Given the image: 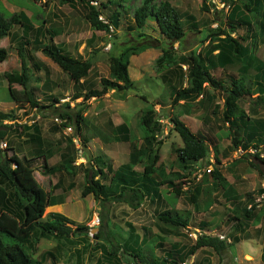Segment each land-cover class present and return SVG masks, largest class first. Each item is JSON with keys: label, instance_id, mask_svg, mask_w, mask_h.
Returning a JSON list of instances; mask_svg holds the SVG:
<instances>
[{"label": "trees", "instance_id": "obj_1", "mask_svg": "<svg viewBox=\"0 0 264 264\" xmlns=\"http://www.w3.org/2000/svg\"><path fill=\"white\" fill-rule=\"evenodd\" d=\"M64 1L70 3L73 0ZM79 1L83 3L85 22H88L93 30L103 31L111 36L109 26L99 20L98 17L101 14L100 8L105 9L107 5L100 2L96 6H89L93 0ZM106 1L108 4L112 3L111 0ZM156 1L142 0L140 5L135 8L132 23L125 27V39L122 41L120 50H117L118 54L109 58V78L100 79L101 89L89 88L88 90L78 91L81 88L80 81L88 76L91 69L90 61L81 60L78 57L74 58L64 53L52 43V39H49L51 43L45 45L37 42V49H40L44 56L50 58L74 83L75 93H77L74 99L82 96L84 101L92 98H102L108 90L123 92L131 89L133 83L128 75L129 57L140 55L146 50H158L160 56L154 62L157 72L161 71L162 75H165L169 71H175L179 81L176 86L167 83L171 90V103L173 106L180 104V102L186 104L190 101L195 102L200 97L204 102L199 105L203 106L207 102L210 106V115L215 116L219 113V107L214 103L215 97L213 93H210V90L213 92L218 91V93L224 95V110L220 114L221 122L228 124L227 130L232 135V146L227 150L231 153V150L236 148H240L245 152L249 148L254 150L264 148V119L256 116L259 109L264 112L263 65L259 63L261 66L258 67V77H256L255 83L244 87L242 79L247 74L246 66L250 65V60L253 59L258 38L264 37V0H240V6L232 3L231 11L227 15V29L225 27L222 29L221 25L218 24L215 29L208 28L199 31L204 35L203 39H209L208 44L204 47L203 52L202 50L199 52L190 51L187 56L175 55L174 51L176 50L173 46L175 44L180 45L185 39L186 30L184 28L188 22L184 20V17L190 16L192 19L188 23L191 31L198 30V21L189 13L184 12L182 15L167 0L158 3ZM225 1L219 0L222 4ZM201 10L208 11L205 3L202 5ZM122 13H125L124 8H122ZM248 15L252 17L251 22L247 19ZM119 16H121L119 13H113L108 19V23L112 25L113 29L120 27ZM22 21L16 15L6 19L0 13V41L9 36L12 26L17 24L23 26L25 21ZM244 26L247 28L244 37L234 38L231 36L232 33ZM249 40L252 41L251 45L248 42ZM20 46L16 48V51L21 59V72L12 75L7 71L3 76L8 82L9 99L17 106H23L26 103L31 107H38L39 103L35 99L34 91L28 88L29 75L23 56L24 47ZM8 56V50L0 47V64H4ZM238 63L241 64L240 72L243 77H238L235 80L231 78L228 85L212 75V71L216 69L225 70ZM183 66L186 67V71H183ZM184 80L187 81L188 85L179 87ZM16 85L21 87V91H16L14 88ZM252 90L258 93L254 100H251ZM244 99L249 100L250 106L249 111L246 113L239 108L238 104ZM201 100L195 102V104L201 102ZM53 102L58 103L59 100L54 99ZM83 110L79 108L78 111L72 112V108L67 103L65 109H60L56 115L64 119L67 124L74 123L79 132L81 124L84 122ZM16 120L13 110L11 113L0 112V143L6 139L9 133L7 130H10L14 124L4 125L3 122H15ZM161 120L163 119L158 117L152 107L145 110L140 117V125L144 128L145 133L143 135L144 145L142 144L139 147L136 144H131L128 163L121 165L115 171L111 170L110 164L108 162L105 164L100 156L95 157L93 162L95 169L88 170L92 173L86 172L84 176L85 184L80 191L83 198L92 195L95 201L101 203L102 207L104 203L126 204L133 210H137L146 203L155 206V224L159 225V232L162 235L169 236L180 234L179 227L185 229L189 225V221L181 219L177 212H171L165 206H169L168 201L173 197L180 196L185 185H191L189 180L188 183L186 182L188 179L186 175L190 176L191 172L196 170L197 167L200 169L201 164L206 165L209 163L210 150L207 140L202 137V134H194L177 117H168L172 130L179 136L182 143L181 147L173 148V153L176 155V160L182 170L186 173L182 175L170 173L165 177H160L158 172L162 167L158 164L159 148L154 146L160 142L157 140L156 135L162 130ZM207 121L209 122L210 119L207 118ZM126 130L125 141L127 142L130 134L127 128ZM261 150L259 149L258 153L253 156L264 164V159L259 158ZM214 159L219 164L217 157H214ZM39 163L42 165L43 173L47 176L55 175L60 170L73 174L75 169L72 165L73 160L66 159L65 163L63 162L57 167H49L45 156L36 158L18 157L13 148L0 149V264H43L42 259L33 256L34 252L37 245L42 243L47 245L51 240L55 242V246L45 253L43 259L49 258L51 264H58V257L61 248H63L62 242L66 243L70 237L86 234L89 231L88 227L76 225L75 222L61 214L49 213L44 215L48 203L47 193L34 177L35 168ZM252 165L250 163V166ZM137 167H142V171H136L135 168ZM205 177H210V181L215 186H220L226 192L224 195L226 202L231 205H235V202L238 204L237 207L232 208L234 216L228 218L229 222H236L237 230L239 228L244 229V227L248 229L251 224L259 223L260 214L256 210V204L252 200H249V202H252L251 207H246L241 203L235 189L237 186L230 185L220 170H210L209 173H205ZM176 178H178L177 181ZM104 180H106V183L103 184L102 181ZM199 186L196 187L195 185L193 190H188L192 193L190 198L196 209L198 207L197 200H199L201 194L200 192L197 193ZM53 187L56 190L60 189V185H54ZM53 187L50 188L53 189ZM161 187H166L170 191L168 195L171 199L161 196ZM73 188L74 184L69 190ZM257 192V194L263 195L264 189H259ZM162 207H164L163 210H161ZM206 208L208 207L206 206ZM99 219L98 231L93 235V238L106 240L109 243V248L102 245V243L96 246L101 249L102 260L99 264H132L123 259L125 254L138 260V263L134 262L133 264H183L199 249L207 248L216 254H220L231 246L227 241L207 235V224L204 222L201 223V233L197 235L194 242L182 246V251H178V248L175 250L170 249L169 252H165V255H155L152 250L146 258L143 251L147 252L149 249V246H147L148 240L145 236L141 238L136 233L137 228L135 226L131 223L126 225L128 231L122 237L119 235L121 241V244H119V241L115 242V238H110L108 236L109 232L104 230L107 227L105 216L100 214ZM74 225L75 227L72 229L71 226ZM143 231L149 232L146 228H143ZM104 233L105 238H103ZM237 242L238 239L234 237L233 244ZM162 246L161 240V243L154 248L161 251ZM120 249L123 250L121 255L118 254ZM77 255L80 254L77 253Z\"/></svg>", "mask_w": 264, "mask_h": 264}, {"label": "rangeland", "instance_id": "obj_2", "mask_svg": "<svg viewBox=\"0 0 264 264\" xmlns=\"http://www.w3.org/2000/svg\"><path fill=\"white\" fill-rule=\"evenodd\" d=\"M23 0H10L6 2L10 3H19ZM49 0H43L42 3H45ZM54 2H59L60 0H52ZM94 1V0H93ZM97 4L103 2L107 5V8L102 9L100 8L101 14L98 17H101L104 21L108 23V19L111 14L119 13V23L120 27L117 29H113L111 36L107 33H100L97 32V35H104L107 41L113 43V48L110 50V53H106V50L110 48V45L105 46V53L100 51L98 52L97 57V67L96 69H91L86 77L85 81L82 82L84 85L78 89V91L88 90L89 88H96L101 89L100 86V79L102 78H109V58L110 56L117 55L116 48L118 49L119 46L122 45V41L124 38V31L125 27L128 24L132 23L133 20V12L135 8H137L142 0H111L112 3L108 4L106 0H95ZM159 1L164 0H157L156 3ZM173 5L176 9L180 11V13H189L195 17L196 21H198V30H192L189 26V22L192 20L190 16L184 17L188 23L185 25L186 36L185 39L181 42L180 45L175 44L173 48L176 50L175 55L182 56V55H189L190 51H197L199 52L208 44L209 39H203L201 32L205 29H215L217 25H221V28L227 29V15L231 11L232 3L239 4L240 0H226L223 5L222 2L219 0H167ZM206 4L207 12L202 11V5ZM42 4H36L35 8L27 9L30 13H37L38 10H43L42 14L45 18L50 16L49 11H51V6L41 8ZM91 4H89L90 6ZM23 6V5H21ZM93 7V6H92ZM122 8L125 9V13H122ZM0 13L8 19V13L4 11L0 4ZM26 13V12H25ZM29 14V13H27ZM30 15V14H29ZM183 15V14H182ZM20 18L19 15H16ZM125 16V17H124ZM83 18V19H82ZM80 19L81 28L85 29L83 31V40H87L92 36L93 28L84 17ZM183 19V17H182ZM247 19L251 22L252 17L248 15ZM85 20V21H84ZM83 21V23H82ZM67 29H63L66 31ZM247 28L244 26L238 31L231 34L232 37H244L246 35ZM10 36V35H9ZM8 36V37H9ZM154 36V35H153ZM7 38V37H6ZM5 38V39H6ZM251 45L252 41H248ZM246 42V43H248ZM49 43H51L49 41ZM48 41L42 44H49ZM53 43V42H52ZM245 43V44H246ZM101 46L103 44H100ZM2 48V46L0 45ZM3 49H7L9 56L7 61L4 64H0V112L1 113H11L10 107L14 106L15 104L10 102L9 100V86L8 82L3 77V73L10 72L12 75L18 74L21 72V59L18 56L16 51V47L9 45L8 40L5 41L3 45ZM121 48V47H120ZM119 48V50H120ZM30 49V50H29ZM25 50V49H24ZM26 50L30 52H36L37 50L32 49V44L26 46ZM38 51H41L40 49ZM25 53V51H24ZM27 53V51H26ZM25 53V55H26ZM41 55L44 57L43 53L40 52ZM76 56V53L74 54ZM174 55V56H175ZM82 56V55H81ZM90 55H87L84 52L82 56L83 59H88ZM160 56V52L158 50H149L148 52L141 53L140 55L130 56L129 57V79L133 83V87L128 91L123 92H115L113 90H108V92L102 98H92L88 101H84L83 97H79L77 99H72V95L75 94L76 88L72 83L69 85L71 86L70 92L66 95L64 93L60 97L58 103H54L53 101L50 103L48 108L41 109L34 108L35 112L27 111L26 116L21 113V111L16 110V114L19 117L18 123H14L11 126L10 130H7L8 136L4 140L7 143V148L11 147V143H17L18 141H23L26 137L24 134V126L29 127L32 124H36L42 128L49 126L52 122L54 125H61L64 123V119H61L56 116L57 112L60 109H65V105L68 103V106L72 108V112L78 111V109L83 110V117H87L86 125L83 123L84 126V137L88 142H82L78 138L79 132L77 131L74 123L67 124L66 126H60V128L67 134V138L69 137L71 141V145H77L78 148L75 151L74 158L82 159V163H85L86 171H76L73 174H68L70 176L72 183L74 184V188L72 190L67 189L66 192L63 190H56L51 191V194H56L59 199L62 201V196L65 195L68 197L67 202L69 204H65L62 209L61 214L67 217L69 220L75 222L76 225L79 226H86L88 227L89 231L85 234L74 235L68 239V241L62 242L63 248H61L60 256L58 257L59 263L58 264H97L102 260L101 257V249L96 247L98 245H104L108 247L109 243L106 240H96L93 238V235L97 233L98 227L100 224V214L105 216V221H107V227L104 230H107L108 236L110 238H115L114 241H119L121 244L120 236L124 235L126 231H128V227L126 226L128 223L135 226L137 228L136 233L142 234L143 228L149 230L151 235H148L147 238H150L148 242H150L153 246L159 245V243H163V252H167L170 247L169 244L171 243H186V239H190L192 242L197 238V233L201 232V223L207 224V232L211 236L223 238V241H227L229 244V239L232 240V228L235 225V221H230L228 218H232L234 216L233 207H237L238 204L235 202V205H231L230 203L225 201L224 192L220 186H215L211 181L210 177H205L206 169L210 168L211 170L218 169L221 171L222 175L226 178L230 185L236 187V191L239 195V201L243 203L246 207H251L252 200L254 204H256V210L259 211L260 214V224L259 228H256V224H251L247 230L249 234L256 235L259 234L260 239L259 241L264 240V194L259 195L257 194L259 189H264V164L259 160L254 158V154L258 153L259 149H262L260 153V159H264V148H259L258 150H254L253 148H249L247 152L242 151L240 148L232 149L231 153L227 149L232 146V135L227 130L228 124H224L221 122V113L224 110V95L222 93L213 92L210 90V93L214 94V103L219 107V113L215 116L210 115V106L207 102L202 105L204 100H201L200 97L197 101L201 100V102L196 103L194 101L188 102V104L184 102H180V104L173 106L171 103V90L169 88L170 85H177L179 81L176 77L175 71H169L165 75H162L161 71L157 72L156 65L154 64L155 60ZM95 56L94 54L90 56V63L93 65ZM35 58H31V62L29 64V77L38 76L37 73L32 69L36 67ZM261 63L264 67V37L258 38L257 47L253 53V59L250 60V65L246 66L247 74L243 77L240 72L241 64H236L233 67L226 68L225 70L216 69L212 71V75L223 82H226L227 85L230 83V79H236L238 77H243L244 87L252 85L257 80V71L258 67L261 66ZM183 71H186V67L183 66ZM64 73V72H63ZM94 75V76H93ZM56 75L53 71L48 70V79H56ZM63 75V78L70 82L71 80ZM34 78V77H33ZM43 79V78H42ZM39 82H35L34 79L30 80L28 83V88L34 91V95L36 98H42L40 93V85ZM72 82V81H71ZM80 84V85H82ZM187 81L184 80L182 84L179 85L182 87H186ZM254 87V86H253ZM17 89V88H16ZM20 89V88H19ZM17 91H21L17 90ZM258 93L255 90H252V99L254 100L257 97ZM26 104V103H25ZM24 104V105H25ZM49 104V103H48ZM239 108L245 111H249V100H241L239 103ZM29 106L28 104H26ZM73 106V107H72ZM31 107V106H29ZM29 107H26L27 109ZM153 108L154 111L157 113L158 117L162 122V130L159 134H157V140L159 143H156L154 147L159 148L158 156L159 161L158 164L162 169H159L158 175L160 177H165L170 173H179L180 175L185 174L176 160V155L173 153V148H178L182 146L181 140L179 136L172 130L171 124L168 121V117L173 116L177 117L183 123L186 124L190 128V130L194 134H202L207 140V144L210 150L209 153V163L208 164H201L202 167L199 171L196 169L191 172V175H186V182L189 180L191 185H185L183 187V192L180 194L179 197L172 199L168 195L170 191H167L166 187H161V192L164 198L171 199L168 201V205L165 207L171 212H177L181 219H187L189 221V225L184 228L179 227L180 235L177 236L178 238L172 237V235H162L159 232V225L156 223V216L154 213L155 206H148L147 203L141 205L137 210L130 209L126 204H110L104 203L102 207L99 204V201H95L92 195H88L86 197L81 196L82 187L85 184L84 176L86 172L94 168V159L97 156L103 160L105 164L107 162L110 164L109 158L97 148L100 144L104 143L103 141L109 140L110 143L116 142V133L112 134V132H105L103 129L94 128L99 121L105 122L109 119V121H113L114 125L119 123H125L129 130V140L125 144L121 145H114V146H121L126 147L125 149H121L116 154V157L112 160L113 168L116 169L117 167L128 163L129 151L131 148V144H136L137 146L144 145L143 135L144 128L140 125V117L142 113L147 110L148 108ZM25 108V109H26ZM41 108V106H40ZM41 111V112H40ZM14 112V113H15ZM251 115V113H249ZM257 117H262L264 119V112L259 109L256 114ZM210 121H207V118ZM17 118V116H16ZM58 121L56 122L55 121ZM10 122L5 121L4 125H9ZM82 125V124H81ZM91 128V126H93ZM83 131V130H82ZM6 132V133H7ZM44 138L47 140L51 138L52 134H49L48 128L43 130ZM18 135V136H16ZM75 136V137H74ZM65 135L63 134V136ZM96 139V144H91V138ZM207 137V138H206ZM7 140V141H6ZM10 141V145H9ZM109 143V142H108ZM107 143V144H108ZM104 145H106L104 143ZM20 147L23 148V145L20 143ZM6 148V147H5ZM3 148V149H5ZM216 150V151H215ZM227 155H225V153ZM217 157L219 160V164L216 162ZM212 159V162L210 161ZM80 161V160H79ZM250 163L253 165L250 166ZM76 165H78L76 160ZM73 165V164H72ZM208 165V166H207ZM40 166V173L43 174L41 177L39 172L34 174L36 180L38 181L39 185L45 189L47 193V207L45 208L44 215L52 212L54 209L51 208L53 202H55L56 198L53 199L50 194V187L52 184L49 183L48 177L46 174L43 173L42 165ZM49 166V165H48ZM50 167V166H49ZM75 168V167H74ZM84 170V169H83ZM136 171H142V167L135 168ZM92 173V171H88ZM105 173V171H104ZM59 172H57L54 176V179L59 178ZM106 174V173H105ZM109 175V174H108ZM101 178L100 176H98ZM184 178V179H186ZM176 181L178 178L175 179ZM183 180V179H182ZM180 180V181H182ZM63 182V180H62ZM103 184L106 183V180L102 181ZM65 183L67 181L65 180ZM188 183V182H187ZM63 184V183H61ZM199 186L198 192L200 194L199 200H197L198 207L197 209L194 207V204L191 201V194L189 191L190 189ZM49 189V190H48ZM56 190V191H55ZM189 190V191H188ZM188 191V192H186ZM54 192V193H53ZM168 192V193H167ZM194 192V193H195ZM196 194V193H195ZM54 196V195H53ZM53 199V200H52ZM237 205V206H236ZM206 206L208 208H206ZM50 207V208H49ZM206 208V210H205ZM164 207L161 208L163 210ZM216 212V213H215ZM216 214V215H214ZM96 219L99 220L98 224L95 223ZM74 229V226H71ZM97 229V231L95 230ZM246 229V228H244ZM237 232V231H236ZM186 238H185V237ZM105 233L103 234V238H105ZM81 239H85V242L82 243ZM109 239V238H108ZM181 240V242H180ZM233 244V240L231 246L226 248L220 254L214 253L212 250L204 248L203 250H198L196 253L195 261L190 262V259L185 261L183 264H204V259H207L210 263L209 264H260V254L261 251H257L256 255H249V256H242L241 260H237V253L236 248ZM240 245V244H239ZM238 245V246H239ZM55 246V242L53 240L49 241V243H42L37 245V249L34 252V257L42 259L43 264H51L49 258L43 259L45 253L51 250ZM242 246H240L241 248ZM109 248V247H108ZM115 248V247H113ZM123 250H119L118 254H122ZM146 255V258L152 252V248H149L148 252L143 251ZM80 254V255H77ZM161 253V252H160ZM251 253H254V251ZM159 254V253H157ZM128 254L123 255V259L129 263H138V260L133 259L131 256H126ZM235 255V259L234 258ZM141 256V255H140ZM233 256V257H232ZM201 260V261H200ZM124 261V262H125ZM200 261V262H199Z\"/></svg>", "mask_w": 264, "mask_h": 264}, {"label": "crops", "instance_id": "obj_3", "mask_svg": "<svg viewBox=\"0 0 264 264\" xmlns=\"http://www.w3.org/2000/svg\"><path fill=\"white\" fill-rule=\"evenodd\" d=\"M6 1H10V0H0V4H1L2 8L4 9V11H6V13H8V18H10L12 15H19L21 18V21L22 20L25 21V24L23 26L18 25V24L15 26H12V29H11L10 34H9L10 36L7 37L6 39L4 38L3 40H1L0 45L2 46V48H4L3 45H4L6 40H8L9 45L14 46L16 48H19V47H21L20 45H22L24 47L23 49H25L24 50L25 53L27 51L26 55L23 52V54H24L23 56H24V61H25L26 68H27V73L29 76H30L29 64L31 62V58H33V56H34L35 61H36L35 62L36 67H33L32 69L37 73L38 76H33L34 78L29 77V81L33 80V79L35 82L40 81L39 85H40V93L42 95V98L40 99L39 97L38 98L35 97V99L39 103L38 107H29L26 104L23 106L14 105V106L10 107V110H13L14 112L16 110H19V111H21L22 114H24L26 116L27 111L35 112L36 108H39V110L45 109V108H48V106L50 105V103L54 99L60 100V97L62 96L63 93H64V95H66L68 92H70L69 90H71V86L69 88V85H71L73 83L71 81L67 82L63 78V75H66V74L63 73L58 68V66L55 65L50 60V58H48L46 56L43 57L41 55V53H40L41 51H38V49H37V47H38L37 42L42 44V43H46V41H48V43H49V39H52L53 44L57 48H59V50L63 51L66 54H69L70 56H72L74 58L78 57V59H81V60H90V56H92L94 54L95 60H94V62H92L93 65L91 64V69H96L97 64H98V61H97L98 52L97 51H99V49H101L100 51L105 53V51H104L105 46L107 45L108 42L105 39L104 35H97V32L104 33L103 31H93L92 36L89 39L83 40L84 36L82 34H83V31H85V29L81 28V23L79 21L84 15L83 14L84 9H83V3H81L79 0H73L70 3H67L64 0H60L57 3L52 1V0L46 1L45 3H42L43 0H23L22 2H19V3H10V2H6ZM36 4H42L41 8H43V6L46 8L48 7V5L51 6V11H49L50 16L48 18H45L42 14L43 10L37 9L38 12L34 13V14L27 11L28 8H29V10L31 8L36 9L35 8ZM21 5H23V6H21ZM27 13H29L30 15ZM82 23H83V21H82ZM65 28L67 30L63 31V29H65ZM30 44H32L33 50H37L36 52L33 53V52L26 50V46H28ZM100 44H103V45L101 46ZM113 46H114L113 43H110V48L106 50V53H110L111 52L110 50L113 48ZM119 48H120V46H119ZM119 48L118 49L116 48V51L119 50ZM148 51L149 50H146L145 52H148ZM84 52L87 55H90L88 59H83L82 56L84 55ZM145 52H143V53H145ZM75 53H76V56L74 55ZM48 70L49 71L51 70L55 73L56 79H48L47 78ZM128 72H129V66H128ZM3 76H4V73H3ZM66 77H67V75H66ZM85 79L86 78L81 80L80 84H82V82L85 81ZM29 81H28V83H29ZM83 85H84V83L82 85H80V87H82ZM14 88L15 89L17 88L16 91L21 89V87L17 86V85L14 86ZM75 95H77V93L72 95V97H73L72 99H74ZM10 102H11V100H10ZM40 106H41V108H40ZM26 107H29V108L27 109ZM15 115L17 116V120L15 122H12V123H16V122L18 123V121H19V117L16 114V112H15ZM86 120H87V117L84 116V122L83 123L85 125L87 122ZM106 120H108V122L107 121H105V122L99 121L95 127L93 125V126H91V128L94 127V128H98V129H103L105 132H112V134L116 133V142L110 143L109 140L103 141L106 145H104V143H102L97 148L99 151L103 152L109 158L110 166L112 168L111 170L115 171L118 167L116 169H114L111 162L116 157V154H118V151L121 149H125L126 147L114 146V145H121V144L126 143V141H125V137L127 135L126 128L128 129V127L125 125L124 122L123 123L121 122L119 124L114 125L113 121H109V119H106ZM83 123L81 125L80 132L77 135L78 138L80 139L81 143L82 142L83 143L88 142V141H86V138L84 137V135H82V134H84ZM64 125L66 126L67 123H65ZM122 125L124 127H121ZM57 127H58V125H54L52 122L50 123L49 126H46L44 128H42L36 124H32L29 127L24 126V131H25L24 134L26 135V137L23 139V141L17 140V143H11V147H9V148H13L14 152L18 155V157L36 158V157L45 156L46 162L48 163V165L50 167H57L60 164H63V162L65 163L66 159L73 160V166L75 167V169H74L75 175H76V171H84L83 169H85L86 167H85V163H82L83 162L82 159H77V158L75 159L74 158V154L76 153L75 151L77 150L78 146L77 145L73 146V144L71 145L72 140L69 137L67 138L68 135L65 134V132L60 127L59 128H57ZM46 128H48L49 134H52L51 138H49L47 140L44 138V133H43V130ZM63 134L65 135V137H61V136H63ZM16 136H18V135H16ZM93 138H95V137L91 138L92 139L91 144H96L97 143L96 139H93ZM4 143H8V141L4 142ZM20 143L23 145V148L19 146ZM9 145H10V141H9ZM129 153H130V151H129ZM76 160H77L78 165L75 164ZM40 171H42V170L40 169V166H39L38 168H35L34 174L36 172L40 173ZM59 173L60 174H59L58 179L55 180L54 176L51 175L50 177H48V181L50 184H52V187L54 185L55 186L60 185V187H59L60 189H57V190L65 189V190H63V192H66L67 189H70V187L73 185V183L71 181L70 176H68V174H67V172H65V170H60ZM40 174H41L40 176L43 177V174L42 173H40ZM62 180H63V182H62ZM65 180L67 181V183H65ZM61 183H63V184H61ZM54 189H56V188L53 187V189H51L49 191L50 194H51V191H54ZM43 190L45 191V189H43ZM55 193L56 194H53L54 196L51 194V197H53V199L56 198L55 202H53V205H51V208L54 209L52 212L59 213V212H62V209L65 206V204H69L67 202L68 197L66 195H65V197L62 196V201H61V199H59L57 196V192H55ZM86 198H88V197H86ZM147 205L150 206L148 203H147ZM214 215H216V214H214ZM258 224H260V222L255 225L256 228H259ZM243 227H244V225H243ZM237 229L238 228L234 226L232 228V231H231V234L233 235L231 237L232 240L234 237L238 239V242L234 243V245H232L237 249L236 250V253L238 255L236 257L237 260L240 261L242 256H246L247 254H248L247 256H249V255H256L257 256L256 252L260 250L261 251L260 264H264V240L263 241L258 240L262 237H260L259 234H256V235L249 234L247 232L248 229H242V228L241 229L239 228V230H237ZM149 232L143 231L142 234H138V235L141 238H143L144 236L147 238L148 235H151ZM199 234L197 233V235H199ZM179 235L180 234H173L172 237L178 238L177 236H179ZM149 239L150 238H147V240H149ZM186 240H187V242L183 243V244H178V243L173 242V243L169 244V247L172 250H175L178 248L179 249L178 251H182L183 250L182 246H185V245L187 246L188 244L192 243V241L190 239H186ZM232 240L229 239L230 244L232 243ZM81 242L84 243L85 239H81ZM180 242H181V240H180ZM141 243H143V242H141ZM147 246H149L148 248H152L155 255H165V252H163L162 250L159 251L158 248L157 249L154 248L155 246H153L150 242H147ZM240 246H242V247L240 248ZM162 248H163V246H162ZM170 249L167 252H169ZM203 249L204 248L199 249V251L203 250ZM148 251H149V249H148ZM251 251L252 252L254 251V253H251ZM157 253H159V254H157ZM196 255H197V253L193 254L192 256H190L185 261L190 259V262L192 263V261L196 260L193 258V257H196ZM233 259H235V255H234ZM96 262H97V264H99L98 261H96ZM209 263L210 262L207 259H204V264H209ZM75 264H78V262H75Z\"/></svg>", "mask_w": 264, "mask_h": 264}, {"label": "built area", "instance_id": "obj_4", "mask_svg": "<svg viewBox=\"0 0 264 264\" xmlns=\"http://www.w3.org/2000/svg\"><path fill=\"white\" fill-rule=\"evenodd\" d=\"M90 4L93 5V6H96V5H97V2H95V0H94V1H91ZM222 5H223V4H222ZM99 20L103 21L104 23H106V24L109 26V31H110V33L113 32V27H112V25H110V23H107V22L104 21L101 17H99ZM109 38H110V35H109ZM55 121H56V119H55ZM56 122H58V121H56ZM5 146H6L5 144L0 145L1 148H4ZM210 161L212 162V159H210ZM197 170L199 171L198 167H197ZM210 170H211L210 168H207V169H206V172L209 173ZM98 222H99V220L96 219L95 223L98 224Z\"/></svg>", "mask_w": 264, "mask_h": 264}, {"label": "clouds", "instance_id": "obj_5", "mask_svg": "<svg viewBox=\"0 0 264 264\" xmlns=\"http://www.w3.org/2000/svg\"><path fill=\"white\" fill-rule=\"evenodd\" d=\"M107 42H108L107 45L109 46V45H110V41H107ZM4 122H5V121H4ZM4 122H3V123H4ZM7 122H9V121H7ZM65 123H67V122L64 121V123H62L61 125L65 124ZM9 125H12V122H10ZM58 126H60V125H58ZM4 142H5V141L1 142L0 145H2V144H5V145H6V144H7V143H4ZM5 147L7 148V146H5ZM5 147H4V148H5ZM0 149H3V148L0 147ZM207 235H209V234H207ZM218 238H219V237H218ZM219 239H221V238H219ZM222 239H223V238H222Z\"/></svg>", "mask_w": 264, "mask_h": 264}, {"label": "water", "instance_id": "obj_6", "mask_svg": "<svg viewBox=\"0 0 264 264\" xmlns=\"http://www.w3.org/2000/svg\"><path fill=\"white\" fill-rule=\"evenodd\" d=\"M97 231V229H95Z\"/></svg>", "mask_w": 264, "mask_h": 264}]
</instances>
